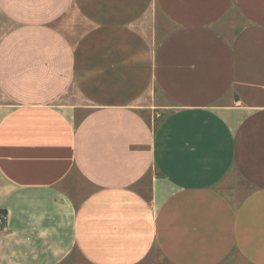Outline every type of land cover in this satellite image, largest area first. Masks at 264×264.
I'll return each mask as SVG.
<instances>
[{
	"label": "crops",
	"instance_id": "0c3cea01",
	"mask_svg": "<svg viewBox=\"0 0 264 264\" xmlns=\"http://www.w3.org/2000/svg\"><path fill=\"white\" fill-rule=\"evenodd\" d=\"M0 217V264H264V0H0Z\"/></svg>",
	"mask_w": 264,
	"mask_h": 264
},
{
	"label": "rangeland",
	"instance_id": "374dc122",
	"mask_svg": "<svg viewBox=\"0 0 264 264\" xmlns=\"http://www.w3.org/2000/svg\"><path fill=\"white\" fill-rule=\"evenodd\" d=\"M156 257V260H155ZM156 261V262H155ZM148 262H155V264H168L165 260L163 259H159L157 256H155V254L152 253V255L150 256V258H148Z\"/></svg>",
	"mask_w": 264,
	"mask_h": 264
},
{
	"label": "built area",
	"instance_id": "2783aa9c",
	"mask_svg": "<svg viewBox=\"0 0 264 264\" xmlns=\"http://www.w3.org/2000/svg\"><path fill=\"white\" fill-rule=\"evenodd\" d=\"M1 219H2V217H0V222H1Z\"/></svg>",
	"mask_w": 264,
	"mask_h": 264
}]
</instances>
